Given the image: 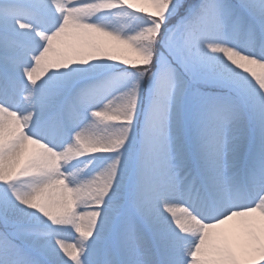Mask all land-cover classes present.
<instances>
[{"label": "snow or ice", "instance_id": "1", "mask_svg": "<svg viewBox=\"0 0 264 264\" xmlns=\"http://www.w3.org/2000/svg\"><path fill=\"white\" fill-rule=\"evenodd\" d=\"M0 264H264V0H0Z\"/></svg>", "mask_w": 264, "mask_h": 264}]
</instances>
